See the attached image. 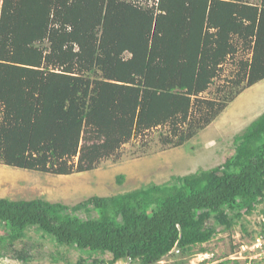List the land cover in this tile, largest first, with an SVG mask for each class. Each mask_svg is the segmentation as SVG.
I'll list each match as a JSON object with an SVG mask.
<instances>
[{
  "label": "trees",
  "instance_id": "1",
  "mask_svg": "<svg viewBox=\"0 0 264 264\" xmlns=\"http://www.w3.org/2000/svg\"><path fill=\"white\" fill-rule=\"evenodd\" d=\"M263 79L264 0H1L0 164L88 172L155 130L181 147ZM234 145L220 166L73 206L0 198V257L31 260L16 243L35 229L107 264H157L173 249L172 264H188L216 226L264 202V113ZM261 234L264 223L251 239Z\"/></svg>",
  "mask_w": 264,
  "mask_h": 264
},
{
  "label": "rangeland",
  "instance_id": "2",
  "mask_svg": "<svg viewBox=\"0 0 264 264\" xmlns=\"http://www.w3.org/2000/svg\"><path fill=\"white\" fill-rule=\"evenodd\" d=\"M230 69L228 64L225 67L228 72L226 76ZM223 78L212 85L207 96L214 94ZM262 113L264 79L241 92L206 129L181 147L162 146L158 141L159 131L155 130L144 140L135 139L124 144L118 156L103 160L96 169L88 172L54 176L0 164V198L15 201L41 198L51 203L73 206L91 196L110 197L149 184H163L172 176L208 170L222 165L233 154L234 137ZM120 176L123 177L121 181ZM263 211L264 202L230 229L216 226L217 234L210 242L193 248L194 255L188 264H252L253 261L230 256L239 250L241 244L249 243L256 231L260 230L264 220ZM76 213L86 219L84 211ZM89 214L96 216L94 211ZM16 248L24 249L31 260H19L9 250L0 257V264H91L93 258L102 259L107 264L110 259L109 254L88 257L86 250L61 245L57 247L35 229L29 230L26 237L16 243ZM177 257L164 258L163 264H172Z\"/></svg>",
  "mask_w": 264,
  "mask_h": 264
},
{
  "label": "built area",
  "instance_id": "3",
  "mask_svg": "<svg viewBox=\"0 0 264 264\" xmlns=\"http://www.w3.org/2000/svg\"><path fill=\"white\" fill-rule=\"evenodd\" d=\"M172 253H178L177 249H173L167 256ZM239 257L244 260H264V234L258 235L254 240L246 244H241L239 250H237L230 258ZM166 258V257H164ZM164 258L160 260L157 264H163ZM114 264H139L133 262L130 258L125 260H120Z\"/></svg>",
  "mask_w": 264,
  "mask_h": 264
},
{
  "label": "clouds",
  "instance_id": "4",
  "mask_svg": "<svg viewBox=\"0 0 264 264\" xmlns=\"http://www.w3.org/2000/svg\"><path fill=\"white\" fill-rule=\"evenodd\" d=\"M263 223H264V220H263ZM252 240H254V239H251V241H252ZM235 252H236V251H235ZM235 252H234V253H235ZM173 254H174V253H173ZM173 254H170V255H173ZM176 254H177V253H176ZM170 255H169V256H170ZM167 257H168V256H167ZM167 257H166V258H167ZM244 261H250V260H244Z\"/></svg>",
  "mask_w": 264,
  "mask_h": 264
},
{
  "label": "crops",
  "instance_id": "5",
  "mask_svg": "<svg viewBox=\"0 0 264 264\" xmlns=\"http://www.w3.org/2000/svg\"><path fill=\"white\" fill-rule=\"evenodd\" d=\"M0 5H1V0H0ZM205 255H207V252H206V254ZM165 264V263H164Z\"/></svg>",
  "mask_w": 264,
  "mask_h": 264
}]
</instances>
